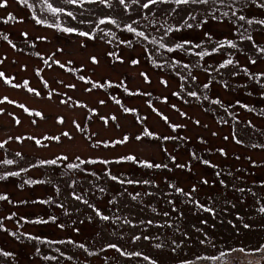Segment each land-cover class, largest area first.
<instances>
[{
  "label": "rangeland",
  "instance_id": "374dc122",
  "mask_svg": "<svg viewBox=\"0 0 264 264\" xmlns=\"http://www.w3.org/2000/svg\"><path fill=\"white\" fill-rule=\"evenodd\" d=\"M144 3L147 0H125V7L119 0H86L83 5H69L65 0H27L25 4L7 0V6L0 8V59L4 61L0 72L13 73L17 80L26 78L40 90L39 95L30 93L24 86L13 87L0 78V99L19 100L43 113L31 116L15 103L0 104V176L5 177L0 180V195L7 197L0 200V256L4 252L12 254L3 258L6 264H264V213L259 211L264 207V52L260 51L264 49V25L255 22L264 20V8L258 6L264 0L247 5L238 0L231 10L220 6L218 19L209 14L211 5L157 3L143 8ZM48 4L64 11L52 13ZM172 8L176 11L172 12ZM224 12L228 13L226 17ZM9 14L14 19L8 20ZM240 15L254 23L239 21ZM100 20L105 23L100 24ZM185 20L194 27H181L164 36L165 28L175 29ZM128 24L137 32L164 36L162 41L157 38L173 48L175 42L183 40L200 43L204 33H209L212 40H205L203 50H219L201 58L184 50L168 52L153 45V54L146 59L141 46L145 39L129 32ZM69 27L77 31H63ZM82 31L90 36L79 35ZM249 35L251 40L246 39ZM228 40L236 47L228 45ZM220 43L224 46L220 47ZM90 55H95L99 63H92ZM134 55H141L143 64L130 66ZM119 58L124 62L113 65L111 61ZM228 59L233 64L216 72ZM146 62L152 64L146 73L148 82L139 73L140 68H146ZM69 66L80 78L88 75L100 81L104 77L115 80L112 90L111 86L107 88L116 90L115 98L121 103L109 98L106 89L86 91L93 81L75 78V71H67ZM179 75L186 79L180 80ZM124 78L130 93H141L136 90L140 88L149 100L167 97L165 102L146 104L143 96L126 95ZM64 82H73L75 88ZM199 84L200 92L196 90ZM205 84L209 87L204 88ZM175 91L179 96L173 95ZM193 91L196 97L188 95ZM62 95L67 97V104L61 103L65 100ZM100 100L105 103L100 104ZM215 100L221 103H213ZM126 106H132L136 113L123 112ZM58 116L64 118L63 124L58 122ZM162 116H167L168 121ZM101 117L107 118V123ZM139 117L145 122H139ZM220 118L222 125L218 124ZM73 121L80 124L79 129ZM176 123L183 125L182 132L190 140L177 138L172 127ZM146 130L154 137L174 136L166 143L167 152L153 136L142 138ZM63 132L69 136H63ZM226 133L241 142H233ZM54 136L60 139H45ZM125 137L128 139L124 143H117ZM171 151L175 160L169 159V164ZM129 155L136 160L121 159ZM63 156L68 159H57ZM53 159H57L55 165L41 163ZM5 160L13 163L5 164ZM93 160L96 163L90 162ZM140 160H149L153 165L157 162L162 167L148 168ZM204 160L211 162L205 165ZM69 163L79 167L69 169ZM237 163L246 171L234 180ZM12 172L19 175H8ZM113 176L117 179L113 180ZM192 177L208 179V183L194 182ZM137 178L148 183L127 182ZM29 180L41 183H26ZM135 189L136 196H132ZM209 207L214 211L204 210ZM96 209L110 220L100 219ZM245 224L249 227L245 228ZM13 234L19 239L30 238L46 250L47 256L57 255L60 260L39 263L44 254H30L29 241L21 242ZM56 238L61 239L59 244L54 242ZM109 244L117 247L109 248ZM156 244L162 247L157 249ZM135 251L149 259L134 255Z\"/></svg>",
  "mask_w": 264,
  "mask_h": 264
},
{
  "label": "snow or ice",
  "instance_id": "6c2138e0",
  "mask_svg": "<svg viewBox=\"0 0 264 264\" xmlns=\"http://www.w3.org/2000/svg\"><path fill=\"white\" fill-rule=\"evenodd\" d=\"M19 2L22 3V4H25V3H27V0H19ZM45 2H47V0H45ZM85 2H86V0H65V3L66 4H69V5H76V4L83 5V3H85ZM87 2H94V0H87ZM138 2H139V0H132V3H138ZM237 2H238V0H147V3H144L142 5V7L143 8H148L150 5H155L157 3H171V4H174V5H177V6H180V5H205V6H209V5H211L209 14L212 16L213 19H218V17L216 16V13L220 10V6H226V7H228L231 10V9H233L235 7V4ZM100 3H108V0H100ZM119 3L121 5H125V7H127V5L125 4V0H119ZM243 3L245 5L250 4V3L251 4H258V0H243ZM6 6H7V0H2V2H0V8H4ZM47 6H48L49 10L52 13H60V12H63L64 11L63 8L53 7L51 4H48ZM258 6L261 7V8H264V4H258ZM171 11L172 12H175L176 9L175 8H172ZM67 15L68 16H73V13L72 12H68ZM223 15L226 17L228 15V13L227 12H224ZM233 15H235V11H233ZM189 18L194 20L195 19V16H190ZM12 19H14V17L11 14H9L8 20H12ZM237 19L239 21H245L246 20V17L244 15H240V16H238ZM5 22H7V20ZM37 22L40 23L41 21H37ZM246 22L249 25H251L252 23H254V21L251 20V19L246 20ZM255 22L256 23H259L261 25H264V20L255 21ZM104 23H105L104 20H100V24H104ZM111 23H116V21L115 20H112ZM55 26L58 27V28L60 27L59 25H55ZM197 26H199V25H197ZM126 27H127V30L129 32L135 33L136 35H138L140 37H143L145 40L148 39V36H146L143 31L137 32V29L134 28V27H132L131 24L126 25ZM181 27L182 28H193L194 25L191 24V23H188L187 20H185L179 27H177L175 29L173 27H171V26L167 27L166 30H165V32H164V36H167L169 33L173 32V31H179ZM63 31L64 32L71 33V32H75L77 30L75 28L69 27V28H64ZM25 35H26V33H25ZM79 35L84 36V37H88V36H90V33L89 32L82 31V32H79ZM164 36H161L160 37V40L161 41L164 39ZM204 38L205 39L202 40L200 43H194L192 40H183L182 42H175L174 48L173 47H168V45L166 43H161L160 41H157L156 39H153L152 40V44L153 45H157L158 44L159 45V48L166 49L168 52H174L176 50H184L186 53H193V54H195V55L200 56L201 58H203L205 56H210L212 54V52H216V51L219 50L218 48H215V47L212 48V52L203 50V44L205 43V40L206 41H211L212 40V37H211V35L209 33H204ZM4 39L7 40V36H5ZM246 39L251 40L252 37L249 35V36L246 37ZM8 42L11 43V41H8ZM128 43L131 44V41H129ZM226 43L228 45H230L231 47H233V48L236 47V44L233 41H231V40L226 41ZM12 46L15 47V45H12ZM223 46H224V44L223 43H220V47H223ZM195 49H202V50L201 51H198V52H195L194 51ZM60 51H62V50H60ZM260 51L261 52H264V49H260ZM91 61H92V63H99V61L97 60V58L95 56H92L91 57ZM3 62L4 61L2 59H0V64H2ZM139 62H140L139 60H132L131 61V63L133 65L139 64ZM251 62L253 64L255 63L254 60L251 61ZM45 63H47V61H45ZM55 63L59 64V61H55ZM176 63L179 64L178 61ZM231 64H233V61L231 59H228V60H225L220 65V67L223 68L226 65H231ZM60 66L63 67V65H60ZM157 66L160 67V65H157ZM183 67L184 68H188L190 66L189 65H183ZM140 75L142 77H144L145 80H147V74L146 73H143L142 72V73H140ZM262 75H264V74H262ZM189 76H191V73H189ZM0 78L3 79L4 83L9 84V85H12V79L6 77L5 76V73L0 72ZM192 78L195 79V77H192ZM83 79H84V77L82 76L81 77V80H83ZM181 79L184 80L186 78L182 76ZM161 83H163L165 86H167V81H161ZM26 84H27V81H25V85ZM12 86L13 87H21L20 84H15V85H12ZM45 86H47V82L46 81H45ZM107 86H111V82H108L107 84H97V83L93 82V88H95V87L104 88V87H107ZM68 87L75 88V85L74 84H70V85H68ZM208 87H209L208 84H205L204 85V88H208ZM85 90L88 91V92H91L92 91V88H87ZM28 91L29 92H35V89L28 88ZM124 91L125 92H128L129 90L127 89V87H125ZM36 94L39 95V93H36ZM130 94L136 95V94H142V93H130ZM173 95H177L178 96L179 93H173ZM188 95L189 96H192V97H196L197 96V93L193 91V92H189ZM49 98H51V93H49ZM69 99H71V97H69ZM113 99H115V98L113 97ZM205 99H207V97H205ZM5 101H7L8 103H14V101L8 100L7 97H4L3 99H0V104L4 103ZM61 103L67 104L68 101L67 100H62ZM99 103L100 104H104L105 101L100 100ZM115 103L120 104L121 102L119 100H115ZM213 103L219 104L221 102L219 100H215V101H213ZM77 106L86 107L84 105H77ZM20 107L21 108H24V105H20ZM173 107H175V106L173 105ZM244 107L247 108L248 106L247 105H244ZM123 110L125 112H134L135 111V109H131V108H124ZM2 112H3V109H0V113H2ZM36 115L37 116H40L41 113L37 112ZM162 118L165 120V122L168 121V117L167 116H162ZM101 119L104 120L105 123H107V118L101 117ZM111 119L112 120H115L116 117L115 116H112ZM19 122H20L19 120L16 121V123H19ZM58 122L61 123V124H63L65 122L64 121V118L63 117H60L59 120H58ZM196 123H199V121H196ZM73 124L75 125V127L77 129L80 128V124L76 123L75 121H73ZM172 127L175 128V127H178V125H173ZM62 135L65 136V137H68L69 136V133L63 132ZM144 135L145 136H153L154 134L146 130L145 133H144ZM17 139H20V138L17 137ZM45 139H55V140H59L60 137L59 136L46 137ZM127 139L128 138L125 137L124 140L117 141V143H124ZM137 139H141V137H137ZM164 139H169V137H164ZM5 143H6V141H5ZM36 143L37 144H40L41 141L40 140H36ZM0 147H3V145L0 144ZM220 151L223 152V149H221ZM17 155H19V153H17ZM193 155H195V154H193ZM76 158L79 159V157H76ZM57 159L67 160L68 157L67 156L57 157ZM57 159H53V160H49V161H41V163H48V164L55 165L57 163ZM121 159L128 160V161H135L136 160V157L129 155L127 157H122ZM90 162L91 163H96V161H94V160L93 161H90ZM3 163H5V164H12L13 161L12 160H5V161H3ZM81 163H85V161H81ZM103 163H108V161H103ZM143 163H144V166L145 167H148V168H152V167L160 168V167H162V165H160V164L153 165L152 163L147 162V161H145ZM203 163L205 165H208L210 162L207 161V160H204ZM67 167L69 169H73V168H78L79 165L69 163L67 165ZM164 167H167V166L164 165ZM177 167H185V165H177ZM8 175L18 176L19 173L18 172H12V173H8ZM217 175H219V173H217ZM4 178H5L4 176H0V180H2ZM112 179L113 180H116L117 177L113 176ZM26 183L35 184V183H41V181H31V180H29V181H26ZM128 183H134V182L133 181H128ZM136 183H139V182H136ZM143 183H148V181H144ZM202 183L207 184L208 181L207 180H203ZM101 191H103V189H101ZM176 191H178L180 193H183L186 196L187 195H191V193H184V190L181 189V188H177ZM193 191H195V188H193ZM239 191L242 192L243 189H239ZM75 198L77 200H80V197L79 196H76ZM132 198L135 199V197H132ZM6 199H7L6 196L0 195V200H6ZM44 203H47V201H44ZM84 203H87V201H85ZM203 207L204 206L201 205V208H203ZM204 210L205 211H208V212H213L214 211L210 207L209 208H205ZM259 211L261 213H264V207H261L259 209ZM95 212H96V215L98 217H100V219H102L103 221L110 220V217L109 216L103 215L98 209H96ZM164 215H168V213H165ZM52 219L54 220L55 218L53 217ZM37 222L46 223L47 221H37ZM149 223H151V221H149ZM2 227H3V225L0 224V228H2ZM60 227H63V225H60ZM244 227L247 228V227H249V225L248 224H245ZM77 231H78V229H77ZM13 235H15V234H13ZM145 238L147 239V237H145ZM35 239H39V237H36ZM135 239L139 240L140 237L137 236V237H135ZM173 243H175V242H173ZM202 243H203V241H202ZM80 247L83 248L84 245H80ZM108 247L109 248H116L117 245H115V244H109ZM155 247L157 249H159V248L162 247V245L156 244ZM173 251H175V249H173ZM240 251H244V250L243 249H240ZM3 255L4 256H10L12 254L11 253H7V252H4ZM135 255L139 256L141 254L140 253H135ZM221 255L223 256L224 253H221ZM144 259L147 260L149 258L148 257H144ZM152 264H158V262L157 261H153ZM186 264H190V262H186ZM248 264H252V262L249 261ZM256 264H260V262L257 261Z\"/></svg>",
  "mask_w": 264,
  "mask_h": 264
},
{
  "label": "trees",
  "instance_id": "16d2710c",
  "mask_svg": "<svg viewBox=\"0 0 264 264\" xmlns=\"http://www.w3.org/2000/svg\"><path fill=\"white\" fill-rule=\"evenodd\" d=\"M148 29V31H152V28H147ZM162 30H164V29H162ZM165 30H166V28H165ZM164 30V31H165ZM117 33H118V36H119V38H122L121 36H122V31L120 30V29H118V31H117ZM170 34H172V32L171 33H169L168 35H170ZM146 36H148V37H151V38H148L147 40H144V41H142L141 40V46H142V48H143V50H144V52H143V56H145V58L147 59V56L148 57H151L152 56V54H153V51H154V48H153V44H152V40L153 39H156L157 41H160L157 37H159V36H154V35H147V34H145ZM160 38V37H159ZM161 42V41H160ZM158 45V44H157ZM155 47H157V46H155ZM92 56H95V55H90L89 56V59H90V61H91V57ZM96 57V56H95ZM176 58V57H175ZM132 60H139L140 62H139V64H136V65H133L132 63L130 64V66H140L141 64H143V62H144V60H143V58H142V56L140 55V56H136V55H134L133 57H132V59H131V61ZM147 61V60H146ZM152 61V60H151ZM92 62V61H91ZM112 63H113V65H115V64H121L122 62H124V60L123 59H121V58H119V59H113L112 61H111ZM146 64H147V66H146V68H140L139 69V73H147V70H148V66H151L152 64H148L147 62H146ZM226 67V66H225ZM225 67H221V68H218V70L216 71V72H218L219 70H223ZM69 73H71V72H73V71H75V73H72V75L75 77V78H79V80L81 79L78 75H77V73H76V70H75V68L74 67H71V66H69L68 67V70H67ZM66 71V72H67ZM13 74V73H12ZM214 74V73H213ZM181 77H182V75H179V79L180 80H182L181 79ZM143 79L145 80V78L143 77ZM12 80L15 82H17L18 84H20L21 86H24L27 90H28V88H33V89H35V92H30V93H38V91H40V90H38V89H36V87H33V86H31L30 84H29V82H28V79H26V78H23V79H21V80H17V79H15V77H14V74L12 75ZM25 81H27V84L25 85ZM83 81H93V82H95V83H97V84H107L108 82H111V90H112V86H113V84H114V82H115V80H112L110 77H104L103 78V80L102 81H100V80H96V79H92L90 76H88L87 75V77L85 78V79H83ZM145 81H149V79L147 78V80H145ZM161 81H164V79H162ZM67 86L68 85H70V84H74L73 82H70V84L68 83H66V82H64ZM205 83H207V81H205ZM181 84V83H180ZM180 84H178V87L180 86ZM9 85V84H8ZM75 85V84H74ZM127 85V83H126V79L124 78L123 79V83H122V87L125 89V86ZM89 88H93V83H92V85H91V87H89ZM181 88V87H180ZM179 88V89H180ZM95 89H98V90H100L101 88L100 87H95ZM103 89H106L107 90V94L108 95H110V97L109 98H111V99H113V97L115 98V94H117L116 93V90L115 91H113V92H111V91H109V89L107 88V87H104ZM178 88H177V90H179ZM47 91H49V89L47 88L46 89ZM136 90H138L139 92H143V91H145V90H143V89H140V88H137ZM196 90L198 91V92H200V84L198 85V87L196 88ZM50 91H52V89H50ZM49 91V92H50ZM132 93H136V92H132ZM175 93H177L176 91H175ZM126 95H129L130 94V91H128V92H126L125 93ZM63 96V95H62ZM135 96H138V97H140V96H143L144 98H145V102H146V104H153V102H155V101H159V102H161L162 104L165 102V98L164 97H161V98H157L156 100H149L148 98L149 97H146V96H144V95H142V94H136ZM177 96V95H176ZM179 96V95H178ZM63 98L66 100V98L67 97H65V96H63ZM167 98V97H166ZM114 100H116V98L114 99ZM22 101H17V100H15L14 101V103L15 104H17L19 107H20V103H21ZM21 105H24V109H25V111L26 112H28L29 114H31V116H33V115H35L37 112H39L38 110H36V109H34L33 107H28V105H26L24 102H22L21 103ZM213 109H214V105H210ZM176 108H179L178 107V105H176L175 106ZM126 108H131V109H134L132 106H126ZM225 109H226V112L230 115V107H228V106H226L225 107ZM236 111L238 110V109H235ZM123 112H125V111H123ZM183 113H184V111H182ZM232 112H234V110L232 111ZM134 113H136V110L134 111ZM43 113H41V115H42ZM40 115V116H41ZM109 116H114L113 115V113L112 112H110V114H109ZM230 116H232V115H230ZM58 118H59V116H58ZM225 120V119H224ZM15 121H17V120H15ZM226 121V120H225ZM139 122H142V123H144L145 122V119L144 118H141V117H139ZM227 122V121H226ZM183 124H185V122H182ZM218 124H220V125H222L223 124V119H219L218 120ZM174 125H178V127H175V128H173V131H176V136H177V138L178 139H180V137H178V136H184V134H183V132H182V130H183V125L182 124H179V123H176V124H174ZM142 135V138H144L145 137V135H143V134H141ZM227 137L229 136V137H231V139H232V141L233 142H241L240 140H238V139H236V137L235 136H231L229 133H226L225 134ZM164 136L165 137H169V139H164ZM147 137H149V138H151L150 136H146V138ZM154 137V136H153ZM174 136H170V135H165V134H158L157 136H155L154 138V140L155 141H157L158 142V144H159V147L160 148H163L166 152H167V142L168 141H171L172 140V138H173ZM185 138H187L188 140H190L191 139V137L190 136H184ZM227 137L225 138V140L227 139ZM153 139V138H152ZM159 139H161V140H159ZM219 148V147H218ZM173 151V150H172ZM172 151H171V153H170V156H168V161H169V159H173V160H175V155H173L172 154ZM223 151H225L224 149H223ZM234 152L235 153H239L238 151H236V150H234ZM229 152H227L225 155H227ZM241 158V156L239 157V159ZM145 161H147V162H150L149 160H143V161H141L140 160V162H145ZM137 162V161H136ZM209 162H211L210 160H209ZM151 163V162H150ZM170 163H172V162H170L169 161V164ZM154 164V163H153ZM155 164H157V162L155 163ZM214 165H217L216 163H214ZM153 168V167H152ZM234 169H236L237 170V172H234V180L235 179H237V175L239 174V173H241V172H243V171H246V168L243 166V165H241L240 163H237V164H235V166H234ZM251 172H253V173H256L255 171H251ZM251 172H248V173H251ZM127 180H130V179H127ZM191 180L192 181H194V182H196L198 179L197 178H195V177H192L191 178ZM207 181H208V179H206ZM222 181H224L225 182V179L224 178H222ZM128 182V181H127ZM136 182H139V183H136ZM144 181L143 180H141V178H137L135 181H134V183H130V184H134V185H137V184H144L143 183ZM198 182H201L202 183V181H199L198 180ZM232 184H228V186H231ZM138 191V189H135L134 191H133V193H132V196H136V192ZM7 233H9V232H7ZM13 238H16V239H19V236L17 235V234H15V235H13L12 236ZM31 237L32 238H36V236L35 235H31ZM23 239H25V240H27V241H29V243H28V245H30L31 246V249H30V251H28V252H30V254H32V253H42V254H44V255H40V260H38V262L40 263V262H45V261H47V263H53V262H55V261H58V260H60V257L59 256H57V255H50V256H47L46 255V250L44 249V248H42V247H40V246H37V244H34L32 241H30V238L28 239V237H26V236H22V238H20L19 240L22 242L23 241ZM14 242H17L16 240H14ZM54 242L55 243H57V244H59L60 242H61V239L60 238H56L55 240H54ZM115 243V242H114ZM120 247L118 246V249H119ZM135 253H140V252H137V251H135ZM135 253H134V255H135ZM141 254V253H140ZM139 256H141V257H143V254H141V255H139ZM5 257H7V256H4V255H2V256H0V264H6V261H5V259H3V258H5ZM144 258V257H143Z\"/></svg>",
  "mask_w": 264,
  "mask_h": 264
}]
</instances>
